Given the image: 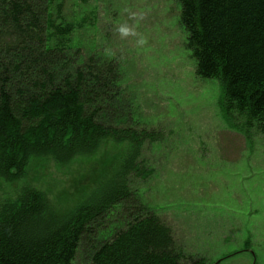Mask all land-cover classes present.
Segmentation results:
<instances>
[{
  "label": "trees",
  "instance_id": "1",
  "mask_svg": "<svg viewBox=\"0 0 264 264\" xmlns=\"http://www.w3.org/2000/svg\"><path fill=\"white\" fill-rule=\"evenodd\" d=\"M176 1L195 73L219 82L223 116L264 134V0ZM53 4L0 0V178L115 149L73 204L32 185L4 203L0 264H210L181 250L138 187L143 149L162 133L134 115L115 60L73 46L78 25L57 23Z\"/></svg>",
  "mask_w": 264,
  "mask_h": 264
},
{
  "label": "rangeland",
  "instance_id": "2",
  "mask_svg": "<svg viewBox=\"0 0 264 264\" xmlns=\"http://www.w3.org/2000/svg\"><path fill=\"white\" fill-rule=\"evenodd\" d=\"M179 11L176 0H54L50 7L57 23L78 25L73 46L116 61L134 115L162 133L145 145L147 179L136 181L181 250L210 264H264V134L225 119L219 82L195 73ZM114 149L104 143L64 164L41 158L26 178H0V208L25 185L59 208L73 204L103 175Z\"/></svg>",
  "mask_w": 264,
  "mask_h": 264
},
{
  "label": "clouds",
  "instance_id": "3",
  "mask_svg": "<svg viewBox=\"0 0 264 264\" xmlns=\"http://www.w3.org/2000/svg\"><path fill=\"white\" fill-rule=\"evenodd\" d=\"M118 31L121 35L123 36H127L130 34V32L132 31L128 26L126 25H121L119 28H118ZM138 43L139 44H144L145 43V40L143 38L139 39L138 40Z\"/></svg>",
  "mask_w": 264,
  "mask_h": 264
}]
</instances>
